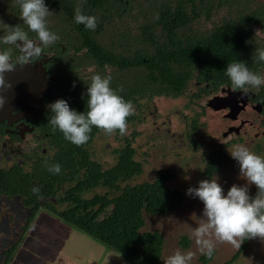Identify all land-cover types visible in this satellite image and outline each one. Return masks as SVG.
<instances>
[{
	"label": "flooded vegetation",
	"instance_id": "obj_1",
	"mask_svg": "<svg viewBox=\"0 0 264 264\" xmlns=\"http://www.w3.org/2000/svg\"><path fill=\"white\" fill-rule=\"evenodd\" d=\"M118 1L111 2L114 9ZM45 4L53 13L47 17V26L57 33L58 41L27 63L16 61L19 49L0 45L12 47L15 65L3 74L6 86L0 85V264H12L34 230L45 231L51 222L59 223L52 214L67 208V196L90 199L94 192L107 191L102 187L82 188L83 157L112 168L118 161L117 152L123 149L128 154L132 148L134 160L142 164V173L133 180L136 182L142 181L150 163L149 150H143L147 145L163 158L172 149L184 147L191 157L183 165L200 152L196 158L203 174L220 155L227 158L222 170L238 172L226 152L235 143L264 156V85L259 90L233 89L224 74V66L235 59L244 61L254 72L264 73V62L256 58L255 51L264 47V0H147L142 12L134 11L138 3L123 7L124 11L114 16L110 31L139 33L146 28L141 25H151L156 17L161 23L151 31L160 37L161 50H170L173 83L180 79L182 83L172 89L171 96L151 100L141 96L130 102L132 110L122 133L95 131L93 126L89 139L80 145L66 141L48 124L51 113L46 105L63 98L77 112L87 111L83 93L91 75L110 76L109 86L117 89L124 88L134 75L116 63L97 68L94 30L73 22L76 0H45ZM146 6L155 7V15L147 13ZM80 8L94 15V0H83ZM0 21L22 24L15 0H0ZM29 36L34 38L35 34ZM158 98L182 101V108L176 105L162 117L153 107ZM147 120L150 126H146ZM197 137L208 140L205 149H200ZM53 163L60 165L55 174L48 170ZM157 170L170 171L168 183L177 178L170 166ZM127 183L131 181L121 182ZM33 186L39 188L38 193L31 191Z\"/></svg>",
	"mask_w": 264,
	"mask_h": 264
},
{
	"label": "trees",
	"instance_id": "obj_2",
	"mask_svg": "<svg viewBox=\"0 0 264 264\" xmlns=\"http://www.w3.org/2000/svg\"><path fill=\"white\" fill-rule=\"evenodd\" d=\"M145 1L130 0L126 5L125 0H119L115 4L117 9H114L111 3L114 0H94V16L97 18L93 46L95 64L102 69L104 64L116 63L120 69L130 70L134 78L124 88L117 89L113 84L111 87L130 102H135L141 96H146L148 100L160 95L171 96L172 89L178 88L176 85L180 87L182 83L181 79L173 83L175 78L173 79L172 74L170 50H161L160 37L151 31L161 23L156 17L151 19V25H141L142 29L146 28L139 33L125 31L115 34L109 29L114 27L113 18L119 12L136 3L138 6L134 11L142 12ZM146 7L147 13L152 11L155 15V7ZM94 128L95 131L98 130L95 126ZM134 154L132 148L128 154L123 149L119 150L117 164L112 168L102 167L97 159L93 162L83 157L85 169L82 188L102 187L107 191L102 194L94 192L90 199L70 194L65 199L67 208L53 212L52 215L64 227L82 233L105 249L118 254L129 264H163V236L158 231H144L146 219L176 212L183 205L184 196L182 191L168 186V181L172 178L169 170H157V176L150 181L134 182L142 173V164L134 160ZM226 162L227 158L216 156L208 164L204 176L211 179ZM127 180L131 183L121 184ZM249 239L241 242L229 263L234 262L246 249ZM178 245L182 250L188 249L187 236L182 235ZM213 256L214 251L211 256L202 254L197 259L198 263L209 264Z\"/></svg>",
	"mask_w": 264,
	"mask_h": 264
},
{
	"label": "clouds",
	"instance_id": "obj_3",
	"mask_svg": "<svg viewBox=\"0 0 264 264\" xmlns=\"http://www.w3.org/2000/svg\"><path fill=\"white\" fill-rule=\"evenodd\" d=\"M19 9L22 24L9 25L0 21V45H9L19 49L16 61L27 63L30 58L39 56L43 49L59 40L56 32L47 25V17L53 13L48 9L45 0H15ZM83 0H76L73 22L83 25L85 29L96 28V17L81 11ZM29 33L35 37L30 38ZM12 47L0 48V85L6 86L3 74L14 68ZM257 59L264 62V47L257 48ZM233 89L247 90L249 87L259 90L264 85V73L249 69L244 61L233 60L224 66ZM110 76L91 75L84 89L87 111L77 112L70 108L63 98H56L46 105L51 113L48 124L61 133L63 138L80 145L89 139L92 127L102 129L105 133L123 132L126 117L132 108L117 91L109 86ZM74 86V84H73ZM238 166V177L244 183L231 184L225 191L217 182V177L201 179L196 186H189L185 194L198 199L202 204L201 213H191L189 218L195 220V226L182 222L191 234L197 250L211 256L216 242H228L239 248L245 239L256 237L264 240V156L251 151L246 145L235 143L226 150ZM53 174L60 171V165L48 166ZM183 179L187 180L185 175ZM249 185L255 186V193L249 195ZM31 191L38 193L39 188L33 186ZM193 253L173 250L167 255L164 264H189Z\"/></svg>",
	"mask_w": 264,
	"mask_h": 264
},
{
	"label": "rangeland",
	"instance_id": "obj_4",
	"mask_svg": "<svg viewBox=\"0 0 264 264\" xmlns=\"http://www.w3.org/2000/svg\"><path fill=\"white\" fill-rule=\"evenodd\" d=\"M153 103L154 109L158 110L162 117L166 113H170L176 105L177 108L181 110L183 104L182 101L176 103L173 100L162 98L155 99ZM146 126H150V121L147 120ZM176 127L178 126L176 125ZM201 138L202 140L197 137L198 140L200 139V149H205L209 142L205 139V137ZM109 141L110 140L108 138L107 142ZM140 142L144 143V139H141ZM104 143L105 141L102 145H104ZM153 149L154 148H152V146L149 147L148 145L143 148L145 151L149 150L151 155L148 158L150 163H147L144 174L140 180L150 181L154 179L155 172L158 168L170 166L174 168V173L177 175V178L170 181L168 186L172 189L181 190L184 196V202L181 208L174 213L147 218L144 231H158L163 236V264L165 257L171 254L173 250L177 249L181 252L191 251L193 253L189 264H200L197 259L203 253L197 250V247L191 238L190 232L188 231L186 225L182 223L185 222L194 227L195 220L189 218L190 214L195 213L199 216L201 213V202L198 199L185 194V189L187 187H195L199 180L207 179L203 174V167L199 163V159L196 158L200 152H195V159L183 165L182 162L191 157V152L185 150L184 147L183 149H172L169 152L170 154L166 155L164 158L160 155V153L157 154V152H154ZM174 155H177V157H174ZM168 156H170V158ZM105 159H108V157ZM232 161L234 160L232 159ZM173 162H175V164H173ZM222 169H224V167H222ZM221 170L212 178L216 176L217 182L221 184L225 191L233 183H236L237 185L244 183V180L238 177V172L236 170L228 168V170H222V173ZM185 175L188 177L187 180L183 179ZM254 189L255 186L249 185V195L255 191ZM182 235L187 236L189 240V247L186 250H182L178 245V241ZM248 242L249 243L246 249L232 263L229 262L238 248L228 242H216L213 249V260L209 264H264V240L252 237ZM39 255L43 256V258L41 259ZM51 263L129 264L118 254L105 249L102 245L82 233L70 230L56 222H51L50 225L45 228V231L40 230L38 232V228L37 230H34V234H31L28 240L25 239L23 241L22 246L18 250L17 258L12 264Z\"/></svg>",
	"mask_w": 264,
	"mask_h": 264
},
{
	"label": "crops",
	"instance_id": "obj_5",
	"mask_svg": "<svg viewBox=\"0 0 264 264\" xmlns=\"http://www.w3.org/2000/svg\"><path fill=\"white\" fill-rule=\"evenodd\" d=\"M69 237V236H68ZM67 241V240H66ZM52 261L54 262V260L52 259ZM51 264H53V263H51Z\"/></svg>",
	"mask_w": 264,
	"mask_h": 264
}]
</instances>
